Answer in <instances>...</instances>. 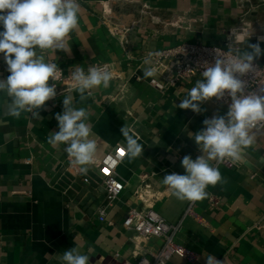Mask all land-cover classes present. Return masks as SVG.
I'll return each mask as SVG.
<instances>
[{
	"label": "crops",
	"instance_id": "crops-1",
	"mask_svg": "<svg viewBox=\"0 0 264 264\" xmlns=\"http://www.w3.org/2000/svg\"><path fill=\"white\" fill-rule=\"evenodd\" d=\"M78 2L71 53L57 50L45 53L46 59L64 70L111 62L121 73L83 102L72 93L77 107L90 113L91 138L102 148L95 162L115 146L125 148V126L144 150L132 161L126 153L116 167L125 188L100 222L97 209L106 200L96 164L75 174L66 168L64 146L47 142L50 132L59 131L55 115L63 111L66 90L47 101L35 119L30 113L19 119L6 115L0 98V118L6 122L0 124V264H60L57 255L77 245L90 255V264H120L135 262L146 246L156 247L159 238L142 241L121 225L127 209L136 204L133 191L142 179L149 182L156 193L154 209L165 220L178 222L188 201L171 195L162 179L173 172L185 174L182 158L201 155L188 134L201 130L204 119L225 114L227 106L213 98L200 104V113L176 107L201 75L160 91L144 76L142 54L182 41L237 48L259 42L264 50L259 40L264 37V0ZM104 13L128 27L123 39L109 31ZM256 60L264 63V55ZM8 75L0 54V79ZM252 134L255 141L242 160L236 166L219 165L223 183L210 185L206 197L194 202L182 219L177 241L194 259L174 255L170 264H207L208 255L221 264H264V130L253 128Z\"/></svg>",
	"mask_w": 264,
	"mask_h": 264
},
{
	"label": "clouds",
	"instance_id": "clouds-1",
	"mask_svg": "<svg viewBox=\"0 0 264 264\" xmlns=\"http://www.w3.org/2000/svg\"><path fill=\"white\" fill-rule=\"evenodd\" d=\"M80 4L78 0H0V54H3L9 75L0 79V98L6 104L5 114L19 119L30 113L35 119L47 101L56 97V80L62 70L46 59L45 53L57 50L71 53L70 36L78 29ZM250 36V34H249ZM259 40L264 41V37ZM214 63H205L202 79L195 82L187 95L176 105L180 109L201 112L200 104L227 95L231 103L223 115H214L203 121L204 127L189 138L198 145L201 155L193 159L185 155L181 166L185 174L171 173L162 179L171 195L181 201L203 200L206 189L223 183L218 165L229 161L239 163L244 150L253 145L252 129L264 123V94L246 92L247 74L257 68L254 61L264 55L260 43H246L237 48L230 43L226 51L215 50ZM149 52L144 59V76L153 77L158 69L153 66ZM73 85L64 93L63 111L57 113L59 131L50 132L47 142L54 148L63 145V151L73 166L85 173L102 148L95 139L89 122L90 113L77 107L72 93H78L81 102L92 92L108 88L110 82L121 75L108 65L75 66L71 72ZM53 83L49 84V81ZM75 101V103H74ZM6 123L0 118V124ZM129 161L139 158L144 150L129 127L121 129ZM107 142L103 148H107ZM60 264H90V255L80 246H74L57 255ZM207 264H221L213 255L206 257Z\"/></svg>",
	"mask_w": 264,
	"mask_h": 264
},
{
	"label": "built area",
	"instance_id": "built-area-1",
	"mask_svg": "<svg viewBox=\"0 0 264 264\" xmlns=\"http://www.w3.org/2000/svg\"><path fill=\"white\" fill-rule=\"evenodd\" d=\"M102 20L112 34L122 39L126 36L128 27L113 21L108 13L103 14ZM216 49L222 53L227 50V47L199 41H182L147 51L142 54L141 59L144 60L149 52L160 53L159 56L153 57V66L158 69L157 74L149 77L148 82L156 89L163 91L176 82L190 81L201 75L206 62L214 63ZM49 61L54 62L52 60ZM254 64L257 67L255 71L243 77L246 81L245 91L264 94V63L255 60ZM96 65H108L109 68L113 69L111 62H98L91 66ZM58 67L62 70V73L59 79L56 80L57 94L72 87L73 82L70 74L74 71V68L64 70L62 67ZM87 69L88 67L84 68L85 71ZM51 83L53 81L50 80L49 84ZM214 99L219 105L227 106L228 110V106L231 103L230 97L225 95L221 99ZM255 129L264 130V123L258 124ZM125 154L126 149L119 145L105 152L96 162H93L98 168L99 185L104 190L106 200L105 204L97 209V218L100 222L106 220L107 206L113 204L125 188V184L116 173V167ZM219 165L236 166L237 164L234 165L229 161H225ZM66 168L75 174L80 173L79 166L71 165L69 157ZM82 179L88 181L86 176H83ZM133 194L136 204L127 209L121 222L122 227L125 231L131 232L134 237L140 238L142 241H148L156 237L160 239V243L154 248L151 246L143 248V250L138 252L139 257L135 262L123 260L120 264H170V260L174 255H180L192 261L194 253L181 245L177 241V236L181 228L182 219L192 212L194 202L188 201L180 220L173 223L165 220L154 209L153 201L156 198V193L149 182L142 179ZM109 223L111 222L109 221Z\"/></svg>",
	"mask_w": 264,
	"mask_h": 264
},
{
	"label": "water",
	"instance_id": "water-1",
	"mask_svg": "<svg viewBox=\"0 0 264 264\" xmlns=\"http://www.w3.org/2000/svg\"><path fill=\"white\" fill-rule=\"evenodd\" d=\"M147 80H149V78H147Z\"/></svg>",
	"mask_w": 264,
	"mask_h": 264
}]
</instances>
